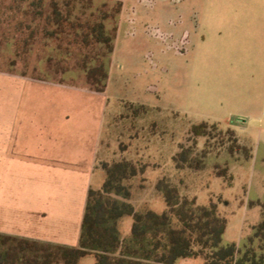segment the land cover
<instances>
[{
    "label": "rangeland",
    "instance_id": "rangeland-1",
    "mask_svg": "<svg viewBox=\"0 0 264 264\" xmlns=\"http://www.w3.org/2000/svg\"><path fill=\"white\" fill-rule=\"evenodd\" d=\"M119 1L123 7L114 51L96 60L98 47L85 43L78 30L65 35L60 28L55 37L44 35L45 29L55 30L51 27L55 22L45 18L34 23V16L25 14L31 0H0V71L71 87L62 93L77 97L74 104L81 111H94L96 129L103 127L108 162L125 159L146 166L143 175L128 182L137 212L166 211L157 184L167 179L199 205L216 204L227 220L223 245L242 249L252 227L264 218L260 206H250L264 204V0H94V4H107L102 8L109 10ZM102 63L106 86L96 93L84 71ZM201 123L221 124L208 141L211 154L205 167L177 169L174 157L182 145L191 147V128ZM229 129L252 149L249 161H236L241 157L236 150L235 156L229 153L234 145ZM205 142L198 140L195 153L205 148ZM216 166H228L231 186L217 176ZM105 180L106 173L98 172L93 189L100 190ZM132 224V217L120 221L124 238ZM56 242L71 241L43 243L61 245ZM94 263L93 256L80 261Z\"/></svg>",
    "mask_w": 264,
    "mask_h": 264
},
{
    "label": "trees",
    "instance_id": "trees-1",
    "mask_svg": "<svg viewBox=\"0 0 264 264\" xmlns=\"http://www.w3.org/2000/svg\"><path fill=\"white\" fill-rule=\"evenodd\" d=\"M105 6L107 4L102 5ZM102 7H96L94 0H50L49 3L31 0L25 14L33 15L34 23L45 18L55 22L51 26L55 30L45 29L46 36L55 37L60 28L65 35L78 30L76 33L85 37V43L98 47L96 60H101L114 51L117 17L123 3L119 1L109 10ZM103 63L99 68L84 71L91 90L96 93H102L106 86ZM219 126V123L192 126L188 138L191 147L182 145L174 157L177 169L199 171L205 167L211 154L208 141L214 138L213 132L218 131ZM227 134L234 143L229 153L235 156L236 150L241 154L236 161H249L252 149L241 144L234 130L229 129ZM199 139L206 140L205 148L195 153ZM100 166L106 173V180L100 190L89 191L77 247L0 235V264H80L89 256L94 257V264H178L186 259H202L203 264H264V218L252 227V234L242 249L236 244L225 246L227 220L219 214L216 204L201 206L197 199L182 196L177 187L162 179L157 190L164 196L166 211L162 214L150 210L137 212L131 203L128 182L143 175L146 166L125 159ZM215 171L232 185L233 176L228 166H216ZM255 205L262 208L264 215V204H250ZM125 217L133 219L130 235L126 238L120 229V221Z\"/></svg>",
    "mask_w": 264,
    "mask_h": 264
},
{
    "label": "crops",
    "instance_id": "crops-1",
    "mask_svg": "<svg viewBox=\"0 0 264 264\" xmlns=\"http://www.w3.org/2000/svg\"><path fill=\"white\" fill-rule=\"evenodd\" d=\"M70 88L0 71V235L79 244L89 191L109 162L103 127L62 93Z\"/></svg>",
    "mask_w": 264,
    "mask_h": 264
}]
</instances>
